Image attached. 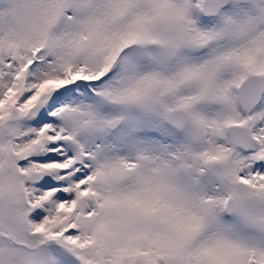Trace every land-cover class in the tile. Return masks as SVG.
<instances>
[{
	"label": "snow or ice",
	"instance_id": "snow-or-ice-1",
	"mask_svg": "<svg viewBox=\"0 0 264 264\" xmlns=\"http://www.w3.org/2000/svg\"><path fill=\"white\" fill-rule=\"evenodd\" d=\"M0 264H264V0H0Z\"/></svg>",
	"mask_w": 264,
	"mask_h": 264
}]
</instances>
